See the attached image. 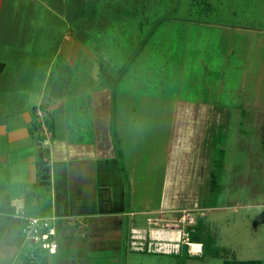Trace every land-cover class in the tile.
I'll list each match as a JSON object with an SVG mask.
<instances>
[{
    "label": "crops",
    "instance_id": "crops-1",
    "mask_svg": "<svg viewBox=\"0 0 264 264\" xmlns=\"http://www.w3.org/2000/svg\"><path fill=\"white\" fill-rule=\"evenodd\" d=\"M69 4L70 0H0L4 250L20 246L21 217L28 216L56 219L58 249L54 263L47 257L48 264H66L74 251L83 256L92 250L122 251L136 215L182 208L202 211L206 197L217 195L221 158L228 147L232 156L241 148L245 151L247 162L239 174L247 180L246 195L264 196V108L208 105L183 114L195 117L197 141L189 147V129L181 126V167L166 193L162 189L154 198L141 193L134 156L139 132L134 124H123L122 111L112 108L113 93L102 85L104 66L74 37ZM37 106L46 110L53 134L48 148L36 136ZM232 117H238L246 135L228 145ZM262 203L245 207L262 210Z\"/></svg>",
    "mask_w": 264,
    "mask_h": 264
},
{
    "label": "rangeland",
    "instance_id": "rangeland-1",
    "mask_svg": "<svg viewBox=\"0 0 264 264\" xmlns=\"http://www.w3.org/2000/svg\"><path fill=\"white\" fill-rule=\"evenodd\" d=\"M69 5L74 37L104 66L102 85L113 93L112 108L122 111L123 124H134L139 132L134 155L138 187L150 198L162 189L166 193L167 184L180 170L181 126L189 129V147L197 141L195 117L184 113L191 114L202 105L264 108V0H70ZM232 119L228 145L246 135L238 117ZM231 150L226 148L221 158L217 195L206 197L202 211L182 208L136 215L122 251L92 250L84 256L74 251L66 253L70 255L66 264L80 260L84 264L264 261V209L245 207L246 203L264 204V196L246 195L247 180L239 174L247 162L245 151L241 148L235 157ZM183 209L194 216L191 226L179 223ZM187 228L192 229L189 241L202 244L200 254L188 253L182 244ZM19 238L18 248L13 245L6 251L0 244V264H24L23 254L30 244L22 233ZM144 238L146 246L150 242L175 245L179 240L180 252L131 249L132 241L140 243ZM51 259L54 263L55 256ZM48 263L46 257L34 264Z\"/></svg>",
    "mask_w": 264,
    "mask_h": 264
},
{
    "label": "built area",
    "instance_id": "built-area-1",
    "mask_svg": "<svg viewBox=\"0 0 264 264\" xmlns=\"http://www.w3.org/2000/svg\"><path fill=\"white\" fill-rule=\"evenodd\" d=\"M36 114V136L38 143L44 148H48L52 139V132L48 125V117L46 110L41 106H37L35 109ZM48 163V159L45 160ZM55 217H21V233L24 235V241L30 244L28 251H39L44 253L46 257H52L57 253L58 241H57V227L55 224ZM179 223L183 225L194 224L193 214L186 209H183L179 213ZM192 229L187 228L186 232H183L184 241L183 245L186 246L188 253L192 255L200 254L202 251V244L192 243L189 241V232ZM132 233L137 232L135 229L131 230ZM146 239L142 242L132 241L131 249L134 251H143L147 248V252H156L162 254H178L180 252L181 244L179 240L175 245L170 243L159 244L155 246L151 242L146 246Z\"/></svg>",
    "mask_w": 264,
    "mask_h": 264
},
{
    "label": "trees",
    "instance_id": "trees-1",
    "mask_svg": "<svg viewBox=\"0 0 264 264\" xmlns=\"http://www.w3.org/2000/svg\"><path fill=\"white\" fill-rule=\"evenodd\" d=\"M191 232H189V235ZM192 243H198L195 241H191ZM24 264H34L40 261L43 258H46L44 253L39 251H26L23 254ZM222 264H264L258 260H248V261H238V260H225Z\"/></svg>",
    "mask_w": 264,
    "mask_h": 264
}]
</instances>
